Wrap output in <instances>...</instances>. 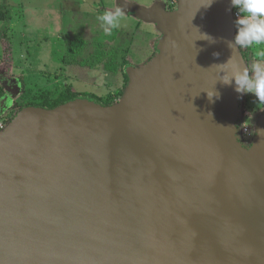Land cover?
I'll list each match as a JSON object with an SVG mask.
<instances>
[{
	"label": "water",
	"instance_id": "95a60500",
	"mask_svg": "<svg viewBox=\"0 0 264 264\" xmlns=\"http://www.w3.org/2000/svg\"><path fill=\"white\" fill-rule=\"evenodd\" d=\"M238 0H118L162 36L119 101L0 130V264H264V116L239 139Z\"/></svg>",
	"mask_w": 264,
	"mask_h": 264
},
{
	"label": "rangeland",
	"instance_id": "374dc122",
	"mask_svg": "<svg viewBox=\"0 0 264 264\" xmlns=\"http://www.w3.org/2000/svg\"><path fill=\"white\" fill-rule=\"evenodd\" d=\"M116 1L0 0L10 8L8 20L0 21V122L7 125L33 102L52 103L68 87L98 96L101 102L124 89L115 101L122 99L129 84L122 71L109 72L103 64L82 67L62 63L68 59L66 48L85 40L81 54L86 58L95 52L92 61L109 60L113 48L134 67L154 56L161 31L154 23L115 11ZM123 1L146 7L154 0ZM238 4H243L245 12L264 11V0H238ZM100 44L106 52L100 53ZM238 46L248 57L237 126L240 141L250 146L264 116V61H259L264 55V33ZM77 61H82L81 57Z\"/></svg>",
	"mask_w": 264,
	"mask_h": 264
},
{
	"label": "trees",
	"instance_id": "16d2710c",
	"mask_svg": "<svg viewBox=\"0 0 264 264\" xmlns=\"http://www.w3.org/2000/svg\"><path fill=\"white\" fill-rule=\"evenodd\" d=\"M246 1H248V0H246ZM235 7H236V10H245L243 7V4H241V5L238 4ZM250 7H254V6L250 5ZM250 7H249V9H250ZM169 9H172V8H169ZM252 9H254V8H252ZM9 14H10L9 6L7 4H0V21H7L8 18L10 17ZM115 35H113V38H115ZM85 42H86V40L81 41L80 44L78 42H75V43L71 44V47L66 48L67 49L66 51L68 53V59L64 63L72 62V60H73L72 58H75L78 55L83 56V54H81V52L83 50ZM96 45L97 44H95V46ZM100 45H101V49H102V52H100V53L106 52L103 48L104 45L103 44H100ZM113 50H115V51H112V53H113V54H111L112 57H109V60H104V63H103V59H99V58L97 61L90 60V57H92L93 54H95V52L93 54L90 53L89 55H87L86 59L83 61H85L84 63H86V64L90 62L89 64H92V65L93 64H95V65L103 64V67L112 73H117L119 71H122L124 73L125 80L127 83L128 75L126 73V68L129 65H131V63L129 62V60L126 59V57L123 59H120L118 56L119 52H117L116 48H113ZM114 52H116V53H114ZM242 54L246 60L248 57V54L246 52L245 53L243 52ZM61 61H62V59H61ZM259 61H264V55H263V57L260 56ZM126 83H125V85H126ZM65 90H67V91H65ZM65 90H62L65 92L60 94L59 97L55 101H52V103H48L47 100H44L42 102H33L29 106H42L45 108H54L60 104H63L65 102H68V101L73 100V99L78 98V97L89 98V99L95 100L97 102L103 103L104 105H111V104L116 102L115 100H117L120 96H122L124 89L118 90L116 92L115 96H109V97L107 96L108 98L106 97V101H104V102H101V100L99 99L100 97H98V96L74 92L70 87L66 88Z\"/></svg>",
	"mask_w": 264,
	"mask_h": 264
},
{
	"label": "built area",
	"instance_id": "2783aa9c",
	"mask_svg": "<svg viewBox=\"0 0 264 264\" xmlns=\"http://www.w3.org/2000/svg\"><path fill=\"white\" fill-rule=\"evenodd\" d=\"M165 3L168 9H175L178 5V0H165ZM233 18L234 38L239 45H245L260 33H264V11L261 9L255 12L235 10L233 12ZM5 126V124L0 122V130Z\"/></svg>",
	"mask_w": 264,
	"mask_h": 264
},
{
	"label": "crops",
	"instance_id": "0c3cea01",
	"mask_svg": "<svg viewBox=\"0 0 264 264\" xmlns=\"http://www.w3.org/2000/svg\"><path fill=\"white\" fill-rule=\"evenodd\" d=\"M158 0H154V1H152L148 6H146V7H151V6H153L156 2H157ZM165 1V0H164ZM117 2V5H116V10L115 11H120L118 8H119V6H118V1H116ZM124 2H126V1H124ZM127 3H130L129 1L127 2ZM120 12H122V11H120ZM124 13V12H123ZM127 14V13H126ZM138 18V17H137ZM139 19V18H138ZM69 35H73V34H69ZM111 40H114L113 38L111 39ZM79 57H81V60L82 61H80V62H78L77 61V59H79ZM73 60H72V62H66V63H64V62H62V63H64V65L66 64L67 66H75V64H78V65H80V66H82V67H84V66H87V65H90V66H92L93 67V65L92 64H89V63H84L85 61H83V60H85L86 58H84L82 55H78V56H76L75 58H72Z\"/></svg>",
	"mask_w": 264,
	"mask_h": 264
}]
</instances>
